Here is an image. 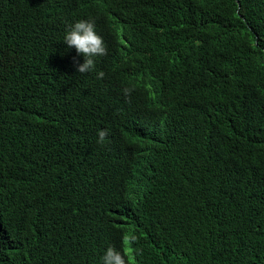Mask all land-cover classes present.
Masks as SVG:
<instances>
[{"label":"trees","instance_id":"trees-1","mask_svg":"<svg viewBox=\"0 0 264 264\" xmlns=\"http://www.w3.org/2000/svg\"><path fill=\"white\" fill-rule=\"evenodd\" d=\"M91 1L107 55L55 91L61 12ZM109 246L264 264V0H0V264Z\"/></svg>","mask_w":264,"mask_h":264},{"label":"clouds","instance_id":"clouds-1","mask_svg":"<svg viewBox=\"0 0 264 264\" xmlns=\"http://www.w3.org/2000/svg\"><path fill=\"white\" fill-rule=\"evenodd\" d=\"M102 3L91 1L85 4L78 13L61 12L63 21L67 24L62 35V43L69 53L71 64L58 63L45 75L44 83L54 86L55 91L66 94L72 91L83 78V73L93 72L99 62L107 55V48L103 37L95 28V22L101 12ZM111 49H121L126 41L120 39L109 40ZM51 75L55 84L49 81ZM105 73L97 72V79H103ZM107 130L98 131V144H103ZM135 237L125 235L124 240L131 241ZM102 264H132L133 258L127 257L122 250L109 246L103 255Z\"/></svg>","mask_w":264,"mask_h":264}]
</instances>
